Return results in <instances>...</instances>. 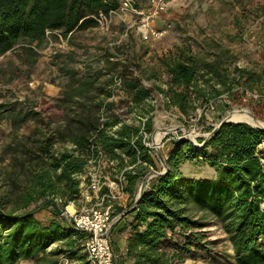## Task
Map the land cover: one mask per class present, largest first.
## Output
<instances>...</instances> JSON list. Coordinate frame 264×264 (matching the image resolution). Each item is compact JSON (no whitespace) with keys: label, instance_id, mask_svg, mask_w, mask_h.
<instances>
[{"label":"trees","instance_id":"obj_1","mask_svg":"<svg viewBox=\"0 0 264 264\" xmlns=\"http://www.w3.org/2000/svg\"><path fill=\"white\" fill-rule=\"evenodd\" d=\"M132 1L139 7L137 0ZM117 7L118 0H0V55L19 45L34 62L32 44L40 45L48 31L61 30L66 36L95 27L92 15ZM205 43L210 48L178 47L176 54L161 60L167 87L158 89L164 93L165 107H175L192 119L196 109L203 107L205 112L215 102L221 118L233 104L247 103L258 116L264 108V60L240 66L237 54L214 37ZM111 57H102L104 69L91 63L83 70L68 67L57 106L30 103L42 121L32 133H19L28 115L23 106L1 104L0 119H6L9 127L0 149L5 184L0 195V264L32 258L57 264L58 258L45 257L55 242L66 244L55 253L68 251V257L77 258L75 248L84 232L59 215L52 199L59 198L65 206L77 197L78 175L96 148L121 166L125 159L134 164L126 170L131 191L151 166L159 168L142 138H134L139 123L122 119L114 112L115 101L109 99L118 76L129 111L139 115L150 132L155 109L151 90L133 75L127 60L113 62ZM247 91L259 92V98L247 96ZM54 114L60 118L56 126ZM198 141L170 138L164 154L167 169L150 179L137 203L122 216V230H127L124 255L130 264H173L192 245L206 249L202 229L210 222L226 234L237 264H264V129L225 122L212 136ZM48 205L54 217L43 223L35 213ZM168 246L173 249L167 250Z\"/></svg>","mask_w":264,"mask_h":264},{"label":"rangeland","instance_id":"obj_2","mask_svg":"<svg viewBox=\"0 0 264 264\" xmlns=\"http://www.w3.org/2000/svg\"><path fill=\"white\" fill-rule=\"evenodd\" d=\"M139 8H147L149 0H137ZM167 9L152 21V29L162 30L159 36L150 35L145 38L139 29L140 16L122 12L118 8L110 12L108 27H95L77 30L73 34L63 35L61 30L49 31L46 39L40 44H32L36 51L35 61L28 52L22 51L17 45L14 50L0 55V110L3 103H15L27 111V120L19 130L21 134H29L39 129L40 115L30 106L35 102L38 106L58 105L64 84L67 80L68 67L83 70L86 63L92 66L106 67L105 55L110 54L111 61L127 60L126 64L133 75L140 78L144 87L151 90L154 103L153 130L154 134L164 137V144L159 149L161 157L168 148L170 138L179 137L194 139L207 134L218 124L214 117L216 109L210 106L203 112V107L196 109L192 119L185 118L175 107L166 108L164 93L158 87L166 89L167 75L163 73L161 60L177 53L178 47L191 45L193 51L210 48L205 40L211 37L234 51L240 66H254L264 60V0H166ZM203 45L204 47H201ZM138 64V67L131 62ZM121 66L118 65L117 69ZM156 73L157 77H153ZM247 96L259 98V92L247 91ZM127 96L122 90L112 99L115 101L114 112L129 123H140V116L129 111ZM221 97L218 98V101ZM222 101V100H221ZM264 102V100H262ZM221 103V102H220ZM215 104V102H214ZM202 117L198 120L200 115ZM236 115L240 119L247 118L253 122L264 121V108L257 116L247 103L233 104L221 113ZM60 122L58 114L53 115V126ZM9 122L0 119V149L4 145ZM152 130V131H153ZM157 166L160 160L154 157ZM110 172L111 169L107 168ZM5 184L0 176V195L4 194ZM59 201V198H54ZM75 205L78 200H72ZM67 203L70 208L72 203ZM60 203V201H59ZM61 204V203H60ZM73 206V205H72ZM35 207V204L31 206ZM38 217L49 221L54 217L52 205L39 209ZM67 221L64 215L59 214ZM203 241L207 248L192 245L189 252L183 254L180 261L173 264H237L232 246L226 234L215 222L203 228ZM82 240L79 239L75 248L77 258L68 257V251L55 253L58 249H66L63 242H55L47 249L48 259L58 258L57 264H82L84 254ZM179 241V238L177 239ZM167 250L173 249L166 247ZM55 251V252H54ZM50 261V260H48ZM18 264H53L37 258L23 259ZM88 264V263H87Z\"/></svg>","mask_w":264,"mask_h":264},{"label":"built area","instance_id":"obj_3","mask_svg":"<svg viewBox=\"0 0 264 264\" xmlns=\"http://www.w3.org/2000/svg\"><path fill=\"white\" fill-rule=\"evenodd\" d=\"M117 8L122 12H130L140 16L139 29L145 38L149 34L155 36L162 34V30L152 29L151 23L158 15L166 11V0H149L148 7L144 9L135 6L132 0H118ZM109 13L105 14L99 11L92 16L96 19L97 25L103 28L109 25ZM111 88L113 95L109 99H113L118 92L123 90L121 79L118 76L114 77ZM209 106L214 109L213 102L209 103L206 108ZM156 130L147 131L142 121L139 123L137 135L134 137L140 136L142 138L145 147L153 157L160 160L161 166L159 168L151 166L142 176L136 187L133 202L139 193L147 188L150 179L165 170L163 161L158 154L165 142V135L155 143L154 134ZM110 161L111 159L108 158L105 151L99 147L90 154L84 172L78 175L80 178L79 186L84 187L83 190L86 192L85 197L89 205L73 212L66 209L64 213L67 221L74 228L84 232L82 246L88 264H118V254L113 245L111 227L117 217V205L127 195L126 170L128 168L110 172L107 169V164L112 163Z\"/></svg>","mask_w":264,"mask_h":264},{"label":"crops","instance_id":"obj_4","mask_svg":"<svg viewBox=\"0 0 264 264\" xmlns=\"http://www.w3.org/2000/svg\"><path fill=\"white\" fill-rule=\"evenodd\" d=\"M214 116H216V117H214L216 119V121L219 122V120L221 118H218L217 115H214ZM125 161H126V164L124 166H121L116 159H111L110 162H112V163H108L107 164V166H108L107 168H109V169H111L113 171V170H120V169L125 168V167L130 169V168H132L134 166V164H129V162H127V159H125ZM137 185H138V182L133 185V190L131 191V190L127 189V187H128V181H127V185H126L127 195L125 196L124 199H122L118 203L117 208H116V214L117 215L122 214L127 208L130 207L129 206L130 203H133V198H134V194H135ZM83 189H84V187H82V185L79 186V193H78L77 197L74 199V200H78V203L75 205L73 202H70V203H72L74 208H76L77 210L83 209V208H85L86 206L89 205V202H87V199L85 197L86 192ZM35 216L40 221H42L43 223H47L48 222V221H44L42 219V217H38L37 213H35ZM121 218L122 217L118 218L113 223V225L111 227V236H112V241H113L114 248H115V250H116V252L118 254V264H130L132 260L130 258H126L125 255H124L125 251H126L127 230H122V227H123V224H124L123 223L124 219L121 220ZM127 218L130 219V216H128Z\"/></svg>","mask_w":264,"mask_h":264},{"label":"water","instance_id":"obj_5","mask_svg":"<svg viewBox=\"0 0 264 264\" xmlns=\"http://www.w3.org/2000/svg\"><path fill=\"white\" fill-rule=\"evenodd\" d=\"M225 122H245V123L251 124V125L254 126V127H258V128H260V129H264V126L254 125V124L249 123V122H247V121L233 120V119H231V118L229 117V115L227 114V115H225L224 117L221 118V120H220V121L218 122V124H217V125H216V126H215V127L209 132V134L207 135L206 138H209L210 136H212V134H213L214 132H216V131L218 130V128H219L223 123H225ZM188 140L191 141L192 143L197 144V142H196L194 139H190V138H188ZM201 145L204 146L203 143H202ZM158 154H159L160 158L162 159V161H163V165H164V169L166 170V169H167V164L165 163V160L161 157L160 151L158 152ZM165 170H164V171H165ZM164 171H162V172H164ZM141 194H142V191H141V192L139 193V195L136 197V199H135V201L132 203L131 207L127 208L122 214L117 215V217L115 218L114 222H115L118 218L122 217L123 214H125L130 208H132V206H134V205L137 203V201H138V199L140 198ZM52 203H53V206L55 207L56 211H57L59 214L64 215L65 210H66L65 206L61 205L57 199H52ZM114 222H113V223H114ZM112 225H113V224H112Z\"/></svg>","mask_w":264,"mask_h":264},{"label":"bare ground","instance_id":"obj_6","mask_svg":"<svg viewBox=\"0 0 264 264\" xmlns=\"http://www.w3.org/2000/svg\"><path fill=\"white\" fill-rule=\"evenodd\" d=\"M229 117H230L231 119H233V120L247 121V122L252 123V124H254V125L264 126V121H261V122H253V121L248 120L247 118H242V119H240V118L237 117L236 115H231V116H229ZM160 138H161L160 136H156V138L154 139V140H155V143H157V142L159 141ZM188 138H189V137H188ZM70 208H73V209H74V206L70 205ZM66 209H67L68 211H70V212H73V211H71L67 206H66ZM75 210H76V208L74 209V211H75Z\"/></svg>","mask_w":264,"mask_h":264}]
</instances>
